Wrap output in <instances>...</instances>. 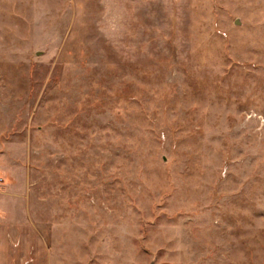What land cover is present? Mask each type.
Wrapping results in <instances>:
<instances>
[{"label": "rangeland", "instance_id": "1", "mask_svg": "<svg viewBox=\"0 0 264 264\" xmlns=\"http://www.w3.org/2000/svg\"><path fill=\"white\" fill-rule=\"evenodd\" d=\"M0 204L52 264H264V0H0Z\"/></svg>", "mask_w": 264, "mask_h": 264}, {"label": "crops", "instance_id": "2", "mask_svg": "<svg viewBox=\"0 0 264 264\" xmlns=\"http://www.w3.org/2000/svg\"><path fill=\"white\" fill-rule=\"evenodd\" d=\"M18 211L0 204V264H52L47 232L38 229L26 208Z\"/></svg>", "mask_w": 264, "mask_h": 264}]
</instances>
